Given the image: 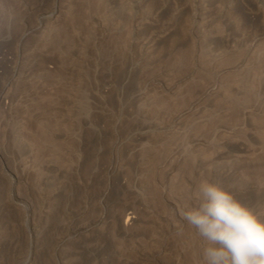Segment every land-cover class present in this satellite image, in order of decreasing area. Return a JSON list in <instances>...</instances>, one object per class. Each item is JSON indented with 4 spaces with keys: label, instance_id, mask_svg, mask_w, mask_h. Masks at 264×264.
I'll return each instance as SVG.
<instances>
[{
    "label": "rangeland",
    "instance_id": "rangeland-1",
    "mask_svg": "<svg viewBox=\"0 0 264 264\" xmlns=\"http://www.w3.org/2000/svg\"><path fill=\"white\" fill-rule=\"evenodd\" d=\"M202 174L264 205V0H0V264H197Z\"/></svg>",
    "mask_w": 264,
    "mask_h": 264
},
{
    "label": "clouds",
    "instance_id": "clouds-1",
    "mask_svg": "<svg viewBox=\"0 0 264 264\" xmlns=\"http://www.w3.org/2000/svg\"><path fill=\"white\" fill-rule=\"evenodd\" d=\"M190 199L179 214L201 240L197 264H264V205L243 202L235 183L203 174Z\"/></svg>",
    "mask_w": 264,
    "mask_h": 264
},
{
    "label": "bare ground",
    "instance_id": "bare-ground-1",
    "mask_svg": "<svg viewBox=\"0 0 264 264\" xmlns=\"http://www.w3.org/2000/svg\"><path fill=\"white\" fill-rule=\"evenodd\" d=\"M134 221H135V216L133 215V212H128V213L126 214V219H125V221L123 222V224H124L125 226H127V225L133 223Z\"/></svg>",
    "mask_w": 264,
    "mask_h": 264
}]
</instances>
